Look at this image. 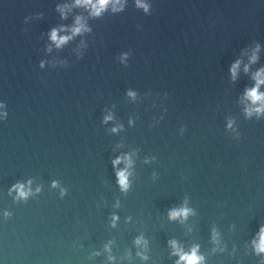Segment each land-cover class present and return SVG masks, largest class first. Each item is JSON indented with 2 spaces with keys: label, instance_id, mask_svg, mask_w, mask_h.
<instances>
[{
  "label": "water",
  "instance_id": "obj_1",
  "mask_svg": "<svg viewBox=\"0 0 264 264\" xmlns=\"http://www.w3.org/2000/svg\"><path fill=\"white\" fill-rule=\"evenodd\" d=\"M92 11L0 0V264H264V0Z\"/></svg>",
  "mask_w": 264,
  "mask_h": 264
},
{
  "label": "clouds",
  "instance_id": "obj_2",
  "mask_svg": "<svg viewBox=\"0 0 264 264\" xmlns=\"http://www.w3.org/2000/svg\"><path fill=\"white\" fill-rule=\"evenodd\" d=\"M110 0H95V2H93V0H76V4H85V5H92V14L93 15H100L101 12L107 7V5L109 4ZM117 2H119V0H117ZM137 2L139 3V0H137ZM146 10H147V6H145ZM84 24L81 22V19L79 17H77L76 20V26L73 27L72 29V33L73 34H77L79 33L82 29H84ZM51 38L53 41L56 42V44L59 46L60 44L64 43L65 41H67L68 39H70V37L68 36H64V37H58L57 36V30L53 29L51 32ZM259 49V45H257V49ZM256 54L255 51H253V54L251 55V57L249 58L250 63H255L256 62ZM241 61L237 60L232 66H231V73H232V77L233 79H235L236 74H237V70L239 68ZM249 70V66L245 65L244 67V71L248 72ZM253 79L256 81V85L253 88H249L246 90V98L248 100H250L253 104H257L258 102H264V93H261L259 91V87L261 84H264V68H261L260 70H258L257 72H255L253 74ZM264 110V103L261 104V107H257L255 109V111L257 113H259L260 111ZM253 111V109H248V113L251 114V112ZM118 162V161H117ZM119 178H120V184L123 188H127V181H126V172L122 171L119 173ZM187 210H182L183 214H186ZM181 214L180 212H176L173 211L170 215L174 218L175 216ZM173 246L175 247V242H172ZM256 250L257 252H264V228L261 229V234H260V242L256 245ZM181 261H185L186 264H199V262L203 259L202 257L198 256L196 254V250L193 249L191 254H181L180 256ZM179 264V262H178Z\"/></svg>",
  "mask_w": 264,
  "mask_h": 264
}]
</instances>
